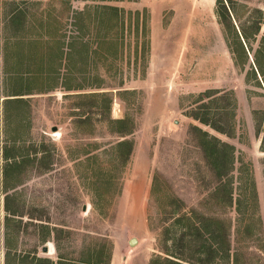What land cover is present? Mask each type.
<instances>
[{
    "label": "rangeland",
    "instance_id": "obj_1",
    "mask_svg": "<svg viewBox=\"0 0 264 264\" xmlns=\"http://www.w3.org/2000/svg\"><path fill=\"white\" fill-rule=\"evenodd\" d=\"M260 48L264 0H0V264L8 239L52 260L264 264ZM190 211L215 239L177 221Z\"/></svg>",
    "mask_w": 264,
    "mask_h": 264
},
{
    "label": "trees",
    "instance_id": "obj_2",
    "mask_svg": "<svg viewBox=\"0 0 264 264\" xmlns=\"http://www.w3.org/2000/svg\"><path fill=\"white\" fill-rule=\"evenodd\" d=\"M219 3L222 4V0H219ZM224 6V5H222ZM224 12H219L220 16L224 17L226 20H228L229 22L231 21V14L228 12L227 8L224 6ZM113 10L118 11L117 8H113ZM227 10V11H226ZM261 23L262 21L259 19L254 20L253 21V33L251 34L252 36L256 37V35L259 33L260 29H261ZM241 37L244 39L245 43H247V41L250 38V34H248L247 32H245L244 30H241ZM261 52H264L263 48L258 49V54L255 55V66L257 71L260 73L261 77H262V81H263V86H264V64L262 63V61L260 60L259 54ZM257 78V76H256ZM260 84V82H259ZM97 95V94H95ZM198 120H200L203 123L209 124L205 119H202L200 117L197 118ZM112 122V121H111ZM115 125H118L119 128L115 131L116 134L120 137V138H124L125 140L121 141L118 145V148L120 150V152L122 153V156L120 154V157L122 158L124 164H128V162L130 161V157L131 154L133 152V146L134 143L132 141H129L128 139H126L129 135L132 134V129H129L128 126V121L126 120H117V121H113L112 122ZM211 125V124H210ZM213 126V125H211ZM215 129L220 130L221 129L219 127L214 126ZM202 132V131H201ZM202 135L204 137V140L202 141V146L204 148V151L207 155L208 160L212 161L213 164L220 165L222 164V162H224V160H221L219 157L216 156L217 151H219V149L216 148L215 143H218L219 140L214 138V137H210L208 133L206 132H202ZM214 142V145L211 142ZM209 140V141H206ZM206 141V143H205ZM213 145V149L210 152V146ZM208 147V148H207ZM222 148L223 149H229L230 152L234 149L233 147H231L230 145L223 143L222 144ZM262 150L264 151V136H263V141H262ZM231 157V155H230ZM225 158V157H224ZM6 159H10L9 155L6 154ZM14 161L12 163H8V170L9 169H13L16 168L17 166H19V163L16 161V159H13ZM231 160V159H229ZM221 176V173H220ZM232 191L233 189L231 188L228 192V196H229V203L232 204L233 202V197H232ZM240 208H241V200H238V212H240ZM179 217L177 219V221L184 225V227L188 228L186 231H194L197 235H202L205 232H211V236L213 239H215V233L213 230H208L207 226L205 227L203 220L200 221V215L197 214L196 211H190V212H186V213H179ZM205 220H209V219H205ZM214 223H218L219 221L217 220H212ZM241 222V221H240ZM218 229H221V236L223 234L224 236V241L225 244H228V238H227V229L226 226L225 227H220ZM190 233H184L183 237L185 238V236L189 235ZM193 236V234H192ZM222 236V237H223ZM190 243V241H189ZM228 246V245H227ZM12 248L11 245L9 243V239H8V252L6 253V264H109L108 259H106V255L103 252V248L100 247H96V248H89L86 247L82 250V254L81 257L79 259H73V258H69L67 257V255L62 254L60 251H58L57 249V260H52L50 258H43V257H38L36 255H34V257H30V255H26V256H19L17 255V253H12ZM228 252V249L225 250ZM166 254L170 255L169 250H166ZM87 256V257H86ZM166 263V264H182L178 261H173L170 258H165V259H153L151 264H160V263ZM200 264V263H198Z\"/></svg>",
    "mask_w": 264,
    "mask_h": 264
},
{
    "label": "water",
    "instance_id": "obj_3",
    "mask_svg": "<svg viewBox=\"0 0 264 264\" xmlns=\"http://www.w3.org/2000/svg\"><path fill=\"white\" fill-rule=\"evenodd\" d=\"M54 130H56V128H54ZM84 210H86V207L84 208ZM137 243H138V241L135 238L130 241V244L132 246H135ZM43 251L47 253V252H49V248L48 247H44Z\"/></svg>",
    "mask_w": 264,
    "mask_h": 264
},
{
    "label": "bare ground",
    "instance_id": "obj_4",
    "mask_svg": "<svg viewBox=\"0 0 264 264\" xmlns=\"http://www.w3.org/2000/svg\"><path fill=\"white\" fill-rule=\"evenodd\" d=\"M57 134V133H56Z\"/></svg>",
    "mask_w": 264,
    "mask_h": 264
}]
</instances>
